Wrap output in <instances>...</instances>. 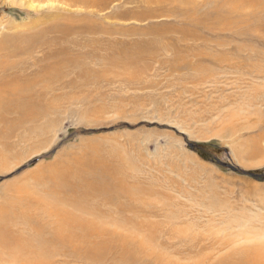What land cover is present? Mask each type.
<instances>
[{"label": "rangeland", "instance_id": "374dc122", "mask_svg": "<svg viewBox=\"0 0 264 264\" xmlns=\"http://www.w3.org/2000/svg\"><path fill=\"white\" fill-rule=\"evenodd\" d=\"M243 1L0 0V89L36 107L18 124L0 95V221L27 235L64 199L118 230L100 264H264V0Z\"/></svg>", "mask_w": 264, "mask_h": 264}, {"label": "bare ground", "instance_id": "6f19581e", "mask_svg": "<svg viewBox=\"0 0 264 264\" xmlns=\"http://www.w3.org/2000/svg\"><path fill=\"white\" fill-rule=\"evenodd\" d=\"M58 1L61 2V4H66L69 6L78 5L83 2L87 6H90L94 4L96 0H58ZM238 1H240V3L244 2L243 0H238ZM253 1L254 0H252V3ZM8 3L11 4L13 2H8ZM31 7H34L33 9L38 8L35 5L34 6L31 5ZM71 11L72 10L68 9L67 15L68 14L72 15L73 13ZM217 18L219 17L217 16ZM65 25L66 24L63 22L55 23L51 27H49L46 31H56L59 29H63V33L68 34L70 31H72L75 28L72 26L65 27ZM81 28L83 30L85 29L83 27ZM0 68H4V66L3 67L0 66ZM5 86L8 89L5 88L0 89V95L1 94L12 95L11 94L12 92L14 94L13 96L18 97V105L13 107V109L11 106L9 109L16 110L20 114L22 111L23 116H21V118H18L19 119L18 124H20L24 121L25 118H27L29 115L34 113L35 112L34 110L36 109V107L31 108L28 102H25V104L22 102V99L27 97L26 95L29 96L31 94V86L25 83L24 84L17 83V80H10L5 84ZM100 180L101 181H95V183L93 184L90 183L89 184L90 188H87L84 185L85 187L84 193L86 194L87 192L91 191L89 194L90 196L94 191L108 192V190L116 189L113 186L114 184L110 182V180L112 179L101 177ZM119 187H122V189L124 188L123 182L119 184ZM76 206L78 205H76L75 203L67 202L64 199H59L58 201L54 202V205L51 203V207L49 208H34V209H30L28 212L25 211L28 215L26 214L24 215L22 213L24 215L22 216L23 218L22 222L26 223V226L28 227L29 231L27 235H22L21 233H16L13 230L9 229L7 227L8 222L5 223L6 220L0 221V264H7V263L82 264L83 262H87L90 264L91 263L100 264L102 261L106 260V254L101 250L103 249L101 248V246L105 244L107 245L108 241L114 239L116 235L114 236L113 234L118 233V230L114 228L115 230H113L112 232L111 231L110 233L107 232L111 235V238L105 240V236H103V234L106 233L104 231L106 228L105 227L103 228V226H101L102 224H104L101 223V221H103L101 220L102 217L101 219H97L99 218L98 217L99 214L96 215L97 208L95 207H94L95 209L84 208L83 204L80 206L81 208H77ZM5 211L8 210L5 209ZM4 214L7 213L5 212ZM12 221L18 222L20 220H18V217H16L15 219H12ZM112 223L115 225H120L119 222H112ZM254 253L256 256L264 260V250L262 252L261 251L256 252V250L254 249ZM256 264L258 263L256 262Z\"/></svg>", "mask_w": 264, "mask_h": 264}]
</instances>
